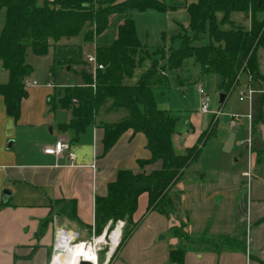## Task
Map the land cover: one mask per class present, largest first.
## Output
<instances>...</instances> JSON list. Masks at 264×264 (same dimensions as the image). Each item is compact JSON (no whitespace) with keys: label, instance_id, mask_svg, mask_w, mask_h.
<instances>
[{"label":"crops","instance_id":"obj_1","mask_svg":"<svg viewBox=\"0 0 264 264\" xmlns=\"http://www.w3.org/2000/svg\"><path fill=\"white\" fill-rule=\"evenodd\" d=\"M59 42H51L46 54L53 56L51 63L64 58ZM67 57L73 58L70 54ZM259 58L263 70L264 56ZM60 73V83L27 78L28 96L22 100L17 120L7 113L0 94V264H50L58 231L69 239L72 235L73 240L81 236L86 240L94 233L90 227L95 224L96 197L107 194L108 184L116 179L120 169L150 173L163 166L161 159L146 162L152 156L146 137L132 130L124 132L104 154L102 124L124 119L125 112L118 120L110 119L120 108L102 107L79 136L73 128L62 129L72 114L54 103L55 87L74 81L70 77L76 74L71 75L72 70L67 68ZM243 75V88L253 91L247 112L252 120L247 115L245 124L236 123L233 130L237 139L234 147L244 144L246 167L237 166L242 159L240 152L234 160L206 170L191 171L190 164L174 185L172 211L147 212L126 243L117 253L109 254L103 264L111 256L110 264H180L170 258V252L180 248H184L182 264L264 263V105H260L264 88L252 89L246 74L240 76L239 83ZM7 80L8 72L0 60V84ZM111 104L112 101L108 106ZM210 126L211 122L205 130ZM205 130L183 136L173 133L175 152L185 154ZM243 130L247 136L241 137ZM58 141L67 143L76 153L74 161L67 150L59 155L44 152ZM147 206L148 194L142 193L133 215L135 222ZM175 228H181L189 241L182 240ZM224 238L237 240L242 249L226 247L217 251L203 242Z\"/></svg>","mask_w":264,"mask_h":264},{"label":"trees","instance_id":"obj_2","mask_svg":"<svg viewBox=\"0 0 264 264\" xmlns=\"http://www.w3.org/2000/svg\"><path fill=\"white\" fill-rule=\"evenodd\" d=\"M179 7H185L190 15L192 35L185 32L180 36L181 46L172 50L164 65L159 66L158 61H154L136 83H129L139 63L147 56L142 54L144 49L136 33L132 10L153 8L166 11ZM218 12L223 13L220 22ZM238 12L248 14V27L235 22L233 14ZM260 12L264 13V0H196L191 3L186 0H0V17L3 16L0 60L2 68L8 72V80L0 84V94L10 116L16 120L20 117L22 100L28 96L26 83L32 71L26 61L28 50L46 55L51 42L56 44L64 38L83 34L84 41L95 44L94 56L103 68L94 70L90 63V70L85 67L81 71L83 83L65 85L63 89H60L63 84L56 85L54 103L69 109L72 114L70 121L61 128H73L79 136L95 120L102 107L125 108L127 115L124 119L102 124L104 154L124 132L132 130L146 137L152 154L146 162L157 159L163 162L161 169L150 173L120 169L116 179L108 184L107 194L96 197L95 224L90 227L95 235L101 234L106 226L110 231L118 220H126L114 254L126 243L147 212L157 210L167 214L172 211L174 185L215 134L214 122L185 154L175 152L172 135L176 118L167 109L157 106L154 94V87L165 83L163 72L165 69H180L185 59L193 57L204 71L212 70L220 75L224 100L239 83L242 74L248 75L249 83L256 89L264 88V73L258 55L261 49L264 51V16L259 18ZM226 24L228 27L222 28L221 25ZM203 32L209 33V41L195 45V39ZM161 57L165 59V54ZM76 63L80 62L70 57L56 58L50 71L57 75L59 68L66 70L65 65ZM110 101L112 104L108 106ZM260 105H264V93ZM262 114L261 109L258 117L261 118ZM142 193L148 194V206L141 219L135 222L133 215ZM175 230L182 240L189 241L181 228ZM203 242L217 251L242 247L237 240L230 238ZM183 255L184 248L170 252L171 260L180 264Z\"/></svg>","mask_w":264,"mask_h":264},{"label":"rangeland","instance_id":"obj_3","mask_svg":"<svg viewBox=\"0 0 264 264\" xmlns=\"http://www.w3.org/2000/svg\"><path fill=\"white\" fill-rule=\"evenodd\" d=\"M165 1L173 2L176 0ZM186 1L191 3L196 0ZM222 15V12L217 13L218 22H220ZM263 16V12L258 13L259 18H262ZM132 17L135 21L137 36L144 49L142 54L147 56L139 63L134 76L129 79L131 84L134 82L137 75H139V71L141 75L142 72L150 68L154 61H158L159 66L164 65L167 61L166 58L172 50L178 49L181 46V35L185 32L192 35V31L189 26L190 15L185 7L168 9L166 11H158L153 8L145 10L134 9L132 10ZM234 20L237 24L239 23L242 26H249V17L246 13H235ZM2 23L3 16L0 17V25ZM221 26L222 28L228 27L227 24ZM83 37L84 35L80 34L79 36L70 38L69 42H67L64 38L61 43L59 42V44H57L63 45L59 47V49L60 53L63 55L65 54L64 57H67L68 54H70L73 56L74 61L77 60L80 62L74 65H65V68L69 67V71L72 69L71 75H74L75 73L77 78L71 76L70 79L74 81L69 82V84L60 85L62 86L60 89H63L65 85L83 83V79L80 75L81 71L85 67L90 70L93 65L90 64L88 57L90 53L94 52L95 44L90 41H84ZM208 41L209 33L203 32L199 35V38L195 39L194 44L201 45L207 43ZM162 54H165V59L161 57ZM258 55L264 56L262 49L258 52ZM26 59L32 66V71L28 76V79H35L40 83H46L48 80L55 81L56 83H60V81H62V73L53 75L50 71L53 56L50 57L49 54L47 56L38 55L29 49ZM261 66L263 69L262 71L264 72L263 63H261ZM59 70L62 72L64 69L59 68ZM175 72L178 73L175 74ZM163 75L165 83L161 86L154 87V93L156 96L157 106L159 108L167 109L170 114L176 118L174 129L175 135L183 136L185 133L205 130L209 123H212L213 119H217V123L215 124V134L203 147V150L199 154L198 158L189 166L191 171L193 169L206 170L209 167L220 165L221 162H224L225 164L228 160H234L237 156H240L238 152L241 153L242 159L237 166L241 169L246 167L247 159L244 151V144L240 148L234 147V141L237 139L235 140V130H233L235 126L231 125V114L239 116L237 123L245 124L247 121V112L249 107V94L247 93L249 92L247 91V88H243L244 75L241 77L240 83L236 85L231 92L227 93V97L223 103L220 101V95L224 93V88L221 86L220 75L212 70L204 71L200 63H198L193 57L185 59L180 69L174 71L165 69ZM199 86H201L211 98L210 110L206 113H203L200 110V100L197 95ZM251 87L252 89H256L254 86ZM243 91L246 92V94L244 93V100H240ZM263 93L264 92H262V94ZM123 112L127 113L126 109L120 108L118 112H114V117H110V119L118 120L121 118ZM239 136H247V133L243 130V134H240ZM118 221L110 231H108V226H106L101 234L95 235L92 232L91 237L86 239L87 243H95V238L104 234V241L95 244L99 256L98 264H103L102 261L104 262L108 253L110 254L111 243L113 249L116 250L119 242L121 241L122 230L126 224L125 219L121 220L124 224L121 227L120 240L117 245L115 244L116 246H113L112 232L117 228ZM131 227L132 225L130 228ZM80 238L81 239H77L74 242L71 235V238L68 241L69 247L79 241L85 240L82 239L84 238L83 236Z\"/></svg>","mask_w":264,"mask_h":264},{"label":"bare ground","instance_id":"obj_4","mask_svg":"<svg viewBox=\"0 0 264 264\" xmlns=\"http://www.w3.org/2000/svg\"><path fill=\"white\" fill-rule=\"evenodd\" d=\"M115 230V231H114ZM113 230V246H116L120 240L121 227L117 226ZM111 233V235H112ZM69 237L68 235H62L57 244V253L54 255V260L52 264H79L82 259L92 261L93 263L98 264V251L95 244L101 243L104 241V234L95 238V243L87 241H79L76 244L69 247L68 244ZM115 242V243H114ZM116 244V245H115ZM111 249L112 243H111Z\"/></svg>","mask_w":264,"mask_h":264},{"label":"built area","instance_id":"obj_5","mask_svg":"<svg viewBox=\"0 0 264 264\" xmlns=\"http://www.w3.org/2000/svg\"><path fill=\"white\" fill-rule=\"evenodd\" d=\"M88 60L91 64H93L94 66V70H96L97 68H103V65L102 64H99L97 61H96V58L94 55H90L88 57ZM36 83V82H34ZM249 95L252 94V90H249ZM197 95L199 96V100H200V110L203 112V113H206L210 110V102H211V98L209 96V94L201 87L199 86L198 90H197ZM244 99V94L242 93L241 97H240V100H243ZM248 118L250 120H252V115L249 114L248 115ZM239 119V116H233L232 120H231V125L234 126L236 125L237 121ZM65 150H67V154H68V157L74 161L76 159V153L72 150H70V146L63 142V141H58L54 146H48L44 149V152L47 153V154H55V155H59L61 154L62 152H64ZM124 224L123 221L119 220L118 223H117V226H120L122 227ZM63 231H58L57 233V242L59 240V238L64 235V233H62ZM75 242V240H73ZM83 241H87V240H83ZM56 242V244H57ZM56 249V246L54 247ZM55 249H54V252H53V255H52V259H51V262L50 264L53 263V260H54V255L56 254L55 253ZM115 251V250H114ZM112 250L110 249V255L112 254ZM108 257H109V253H108ZM96 264V263H94Z\"/></svg>","mask_w":264,"mask_h":264},{"label":"water","instance_id":"obj_6","mask_svg":"<svg viewBox=\"0 0 264 264\" xmlns=\"http://www.w3.org/2000/svg\"><path fill=\"white\" fill-rule=\"evenodd\" d=\"M67 69L69 70V67H67ZM224 97H225V95H224V93H222V94L220 95V101H221V102H223ZM201 177H202V175H201ZM160 236H161V238H164L163 235H160ZM114 250H115V249H113L112 252H113ZM55 253H57V248L55 249ZM79 264H94V263H93L92 261H89V260H86V259H82V260L79 262Z\"/></svg>","mask_w":264,"mask_h":264}]
</instances>
